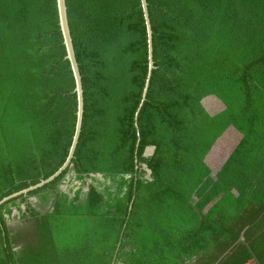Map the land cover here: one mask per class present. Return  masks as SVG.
Masks as SVG:
<instances>
[{"label":"trees","instance_id":"16d2710c","mask_svg":"<svg viewBox=\"0 0 264 264\" xmlns=\"http://www.w3.org/2000/svg\"><path fill=\"white\" fill-rule=\"evenodd\" d=\"M147 1L152 70L141 0H66L69 160L58 0H0V264H264V0Z\"/></svg>","mask_w":264,"mask_h":264},{"label":"water","instance_id":"95a60500","mask_svg":"<svg viewBox=\"0 0 264 264\" xmlns=\"http://www.w3.org/2000/svg\"><path fill=\"white\" fill-rule=\"evenodd\" d=\"M141 1H142V5H143L145 17H146L147 28H148L150 70H152V68L154 67L153 31H152L151 21H150V17H149L148 1L147 0H141ZM58 7H59L60 23H61V27H62L64 39H65V44H66L67 50H68V57L70 58L72 68L74 70V74L76 77V82H77L76 89L78 91V98H79V116H78L77 132L75 135L74 144L72 146V151H71V155L69 158V160H70L74 154L76 145L78 143L80 131L82 128L83 113H84L83 82H82V76H81V72L79 69V65H78V61H77V57H76V53H75V49H74L73 38H72L70 24H69V17H68L66 0H58ZM149 75H151V71H150ZM148 83H149V80H148ZM148 83H147V85H148ZM147 88L148 87H146L145 95H146ZM145 95H144V99H145ZM151 148H152V151L149 152L147 150L146 154H152L154 152L155 146H151ZM149 173H151V170H149ZM53 177H51L50 179H52Z\"/></svg>","mask_w":264,"mask_h":264},{"label":"rangeland","instance_id":"374dc122","mask_svg":"<svg viewBox=\"0 0 264 264\" xmlns=\"http://www.w3.org/2000/svg\"><path fill=\"white\" fill-rule=\"evenodd\" d=\"M148 151H149V152H151V151H152V148H151V147H149V148H148ZM17 212H18V211H16V213H17Z\"/></svg>","mask_w":264,"mask_h":264},{"label":"clouds","instance_id":"9594fccd","mask_svg":"<svg viewBox=\"0 0 264 264\" xmlns=\"http://www.w3.org/2000/svg\"><path fill=\"white\" fill-rule=\"evenodd\" d=\"M151 147V146H150Z\"/></svg>","mask_w":264,"mask_h":264}]
</instances>
